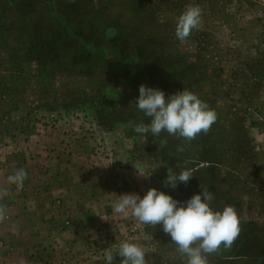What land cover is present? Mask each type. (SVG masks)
I'll return each mask as SVG.
<instances>
[{"label":"rangeland","instance_id":"374dc122","mask_svg":"<svg viewBox=\"0 0 264 264\" xmlns=\"http://www.w3.org/2000/svg\"><path fill=\"white\" fill-rule=\"evenodd\" d=\"M190 5L201 23L181 42ZM142 83L166 99L194 92L216 122L190 143L135 132L150 122L135 106ZM1 153L15 157L0 159V178L22 168L23 187L71 190L50 212L75 239L51 240L42 264H107L105 249L124 241L143 246L147 264H186L161 225L112 206L152 187L186 205L201 186L214 210L230 204L241 220L207 264H264V0H0ZM181 168L194 169L190 181L165 186Z\"/></svg>","mask_w":264,"mask_h":264},{"label":"clouds","instance_id":"9594fccd","mask_svg":"<svg viewBox=\"0 0 264 264\" xmlns=\"http://www.w3.org/2000/svg\"><path fill=\"white\" fill-rule=\"evenodd\" d=\"M201 13L199 6L190 5L179 16L175 29L179 41H186L191 32L199 28ZM114 34L109 29L108 35ZM135 106L150 118L149 123L137 124L135 132L145 135L151 133L153 136L166 132L168 136L188 143L201 133L207 134L217 120L215 110L187 89L177 91L166 99L163 90L142 83ZM193 173L192 168H181L178 174L168 171L163 183L175 189L180 183L187 184ZM26 178L27 172L21 168L7 179L9 183L22 188ZM6 195L5 189L0 192V199ZM212 199V194L201 186V191L193 194L186 205H178V201L170 194L152 187L143 197L138 193H124L112 207L114 213L123 215H128L131 210V215L145 225H161L181 256L187 258L186 264H207L206 254L216 252L222 245L230 247L241 230L236 209L229 204L222 210H214L210 206ZM97 215L108 220L105 216ZM5 218L6 206L0 205V221ZM116 255L122 258L120 264H147L146 249L136 243L124 241L118 247L106 248L104 256L107 264H113Z\"/></svg>","mask_w":264,"mask_h":264},{"label":"crops","instance_id":"0c3cea01","mask_svg":"<svg viewBox=\"0 0 264 264\" xmlns=\"http://www.w3.org/2000/svg\"><path fill=\"white\" fill-rule=\"evenodd\" d=\"M10 156L15 157V154L1 153L0 159L7 160L5 157ZM1 167L0 171L3 170ZM5 179L0 178L1 186ZM3 190L5 188L1 187L0 192ZM6 190L7 195L0 199V205L6 206V218L0 221V264H42L46 251L52 249L49 245L51 240L64 242V239H75L70 226H67L68 221L62 224L63 227L56 228L54 218L58 219L59 215L53 218L50 212L56 205H68L71 190L45 185L15 186ZM66 212H70L69 209Z\"/></svg>","mask_w":264,"mask_h":264}]
</instances>
